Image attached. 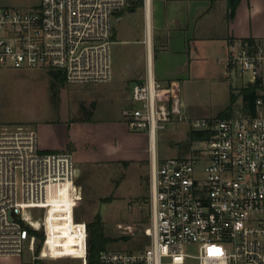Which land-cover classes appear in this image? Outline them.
<instances>
[{"label": "built area", "instance_id": "1", "mask_svg": "<svg viewBox=\"0 0 264 264\" xmlns=\"http://www.w3.org/2000/svg\"><path fill=\"white\" fill-rule=\"evenodd\" d=\"M137 1L0 7V68L59 70L69 84L109 83L113 19ZM224 65L229 77L248 79L245 87L258 85L254 112L193 118L177 82L161 84L148 73L132 87L133 106L122 115L131 131L149 136L150 244L138 252L105 249L97 264H264V42L231 43ZM173 123L203 137L190 154L159 160L158 134ZM8 128L0 130V258L22 257L32 232L48 231L54 197L78 176L72 154L43 152L36 130ZM40 209L49 210L43 218ZM76 226L73 254L43 248L40 257L86 259V226Z\"/></svg>", "mask_w": 264, "mask_h": 264}, {"label": "rangeland", "instance_id": "2", "mask_svg": "<svg viewBox=\"0 0 264 264\" xmlns=\"http://www.w3.org/2000/svg\"><path fill=\"white\" fill-rule=\"evenodd\" d=\"M39 2L0 0V7L28 8ZM137 11L132 21L123 20L121 23L123 26L131 24L133 31L136 30L133 35L138 39L144 19L142 10ZM113 23L118 27L115 19ZM142 48L145 49L143 55ZM145 53L146 47L140 42L130 45L112 43V79L109 83L78 85L66 82L59 91L52 87L50 70L0 68V130L16 126L36 129L38 123L52 120H105L114 116L124 119L123 111L132 107L129 96L134 86L133 80L126 78L134 79L136 70L146 67ZM247 80L233 76L216 86L188 85L183 87L182 93L189 101L201 106L193 111V117H215L229 113L225 109L231 95L236 97L232 109L242 106L240 89ZM189 133L184 123L168 124L158 134V159L190 154ZM143 156L141 153L137 157ZM145 161L142 164L76 163L78 176L75 184L60 190L56 196L60 202L52 204L48 216V231L45 228L39 231L44 234L42 243L36 235V241L31 239L26 243L22 257H1L0 264H87L86 259H42L40 254L43 248L45 253L54 255L73 254L78 245L76 223L86 226L97 217H100L105 235L113 240L107 244L106 250H144L150 244L146 233L150 227V154ZM48 211L36 210V216L43 218ZM31 222L35 227L42 224V220Z\"/></svg>", "mask_w": 264, "mask_h": 264}, {"label": "crops", "instance_id": "3", "mask_svg": "<svg viewBox=\"0 0 264 264\" xmlns=\"http://www.w3.org/2000/svg\"><path fill=\"white\" fill-rule=\"evenodd\" d=\"M137 10H142L144 19L138 39L131 24L121 23L132 21ZM115 23L119 25L113 23V43L140 42L146 47V67L136 70L134 79H126L141 83L149 73L161 84L177 82L184 112L193 117V111L201 106L189 101L186 94L183 96V87L220 85L230 78L224 64L231 43L264 42V0H238L233 15L228 0H138L118 14ZM129 101L133 106L130 96ZM36 126L39 148L43 152L70 153L75 166L107 162L142 164L149 156L148 133L131 131L124 119L115 116L105 120H52ZM141 153L144 156L137 157Z\"/></svg>", "mask_w": 264, "mask_h": 264}, {"label": "trees", "instance_id": "4", "mask_svg": "<svg viewBox=\"0 0 264 264\" xmlns=\"http://www.w3.org/2000/svg\"><path fill=\"white\" fill-rule=\"evenodd\" d=\"M238 0H228V5L231 11V15L234 14V8ZM50 75L52 76V87L55 91H59L62 89L66 83L65 76L62 71L59 70H50ZM259 89L258 85H249L248 87H244L240 90V95L242 97V109L244 111L254 112L255 111V100L258 97ZM236 101V97L234 95L230 96V103L226 108V111L229 113L221 114L219 116H229L233 113L232 106ZM89 118L84 119V121H89ZM203 137L202 132H190L188 136L189 142H193L194 140L201 139ZM87 230V264H97L98 256L101 251L105 250L108 243L112 242L111 238H108L104 233L103 225L101 224L100 217L94 219V221L86 224ZM37 235L38 239L42 243L44 240V234L40 232H32ZM39 245L38 248H40ZM42 264L41 262H39Z\"/></svg>", "mask_w": 264, "mask_h": 264}, {"label": "bare ground", "instance_id": "5", "mask_svg": "<svg viewBox=\"0 0 264 264\" xmlns=\"http://www.w3.org/2000/svg\"><path fill=\"white\" fill-rule=\"evenodd\" d=\"M69 186H70V185L68 184L66 187H69ZM56 196H57V195H56ZM56 196L54 197L53 203H55V202H56V203H59V202H60V200L57 199ZM53 203H52V204H53ZM31 220H32V219H31Z\"/></svg>", "mask_w": 264, "mask_h": 264}]
</instances>
